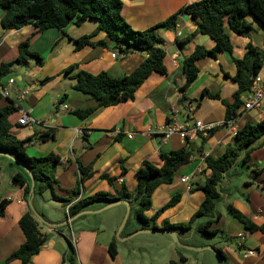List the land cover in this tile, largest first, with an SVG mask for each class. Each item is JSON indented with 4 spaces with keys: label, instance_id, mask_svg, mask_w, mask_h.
I'll return each instance as SVG.
<instances>
[{
    "label": "crops",
    "instance_id": "crops-1",
    "mask_svg": "<svg viewBox=\"0 0 264 264\" xmlns=\"http://www.w3.org/2000/svg\"><path fill=\"white\" fill-rule=\"evenodd\" d=\"M119 1L121 17L128 26L134 31H144L164 22L187 4L199 0ZM247 22L251 23L252 29L245 37L230 34L233 57L236 59L244 56L248 43L264 51V28L251 18H248ZM95 27V22L91 20L80 26L70 23L63 29L65 37L56 29H48L32 36L35 30L32 24L12 31H4L0 26V65L12 64L9 73L0 78V89L9 93L7 98L0 95V108L12 105L18 109L16 114L8 118L11 132L17 139L23 140L32 136L44 138L42 141L37 137L27 146L25 153L28 157L42 158L53 154L59 159V163L52 168V175L56 180V197L67 199L70 192L77 187L80 178L78 164L83 167L90 166L93 176L79 184L80 195L73 203L96 193L114 195L122 185L129 196L115 201L119 203L114 205L111 203L115 202H96L80 212L86 214L79 217L77 215L80 213L77 217L69 216L67 212L71 204L63 207L51 194L50 199L45 198L47 191L39 194L37 182L32 184L30 172L17 162L15 154L0 150V202L7 201L3 215H0V264H19L5 261L24 241L18 221L26 213L32 214L40 233L45 237L41 250L30 259L29 264H147L148 262H143L137 255L146 254L148 250L151 251L150 254L153 253L148 255L151 258L149 264L169 259L172 262L175 258L185 263L186 258L180 255L169 233H152V229L142 228L136 219L125 231L130 216L134 215L137 208L133 193L137 184L136 173L141 163L146 160L159 166V152L168 154L183 147L189 148V163L176 171L171 185L159 186L153 192L151 208L145 213L147 218L152 217L171 199L174 192H177L175 194H180L179 202L161 213L155 225L159 228L164 221L169 224H185L198 211L204 200L203 192L196 190L202 185L199 176L205 179L210 176L203 158L221 156L228 147L235 145V133L243 128L245 123L253 125L263 116L264 109L247 113L238 111L234 131L218 128L207 138L196 137L188 142L181 140L177 135L170 137L166 142L162 140V129L174 115L178 121L183 122H223L226 116L225 107L219 100L210 99L202 92L206 90L210 94H217L221 100L232 104L233 94L237 90V86L229 79L236 74L231 57L218 53L215 60L206 58L198 61L197 78L183 94L179 92L185 81L182 60L190 55L195 46L208 50L214 47L211 39L197 34L190 43L177 48L175 39L186 38L197 29L189 17L180 14L175 31H158L163 40L161 48L165 52L166 74L162 76L152 73L135 91L131 100L107 108H96L85 119L77 118L72 111L85 110L96 106V103L90 96L73 90L74 81L71 76L76 71L66 73L67 68L76 65L78 70L91 75L105 72L112 78H120L129 75L146 56L139 52L121 55L114 49L113 44H108L107 48L85 46L76 51L72 41L90 34ZM28 38L29 50L41 58L40 63L35 62L33 66L30 64L32 60L26 63L16 62L18 45ZM103 38L104 34L99 33L91 42ZM112 54L117 57L112 58ZM20 65L27 68L31 66V69L22 72L21 69L14 68ZM258 75L264 79V60ZM48 78L49 81L41 82ZM10 79L14 81L12 85L8 84ZM16 80L20 83L16 84ZM16 89L26 91L24 100H18L14 92ZM246 97L247 95L243 96L244 99ZM183 98L185 102L180 105L179 101ZM194 101L196 106L192 105ZM188 104L195 108L189 114L186 109ZM63 106H66V109H63ZM21 111L31 119L28 125H18ZM244 155L245 150L239 153L233 166L223 174L217 185L219 198L215 201L213 211L207 216L196 218L193 222L194 230L198 231L199 225L207 220L214 221L211 229H218L223 235L232 234L236 246L241 247L240 251L236 249L237 253L228 247L224 248L234 264H264V235L259 232L249 233L232 217H225L218 208V203L223 202L228 213L229 208H233L257 226L264 223V136L252 146L249 160L241 163ZM17 173H21L30 182L27 195L14 180ZM100 175L113 178V186L110 187L105 180L100 179ZM244 177L253 180H244ZM181 178L190 180L185 184L181 183ZM239 181L242 182L238 183ZM180 184L184 186L183 190L176 188L181 186ZM240 185H243L244 195L238 191ZM32 209L37 214H34ZM35 216L53 227L44 225ZM67 222L66 226L58 227ZM192 230L191 225L189 230L174 231L178 240L188 246V234ZM139 235L144 236V239H140L136 246L128 245ZM239 235L243 237L241 242ZM145 239L152 244L143 242ZM112 241L116 248L114 258L108 254V246ZM70 247L74 251L71 261ZM198 248L205 253L208 249L207 246ZM214 251L223 254L225 259L221 258V263L227 260L222 248ZM249 251L253 255H247Z\"/></svg>",
    "mask_w": 264,
    "mask_h": 264
},
{
    "label": "trees",
    "instance_id": "trees-1",
    "mask_svg": "<svg viewBox=\"0 0 264 264\" xmlns=\"http://www.w3.org/2000/svg\"><path fill=\"white\" fill-rule=\"evenodd\" d=\"M0 12V26L4 31L19 30L25 25L32 24L35 29L32 36L48 29H56L66 37L63 29L67 25L72 23L75 26H80L91 20L96 24L95 29L90 34L72 41L75 44L76 51L85 46L107 48L108 44H113L114 49L121 55L126 56L134 52L146 55L129 75L120 78H112L105 72L91 75L78 70L76 65L67 68L66 73L76 71L71 76L74 81L73 90L90 96L96 103L94 107L72 111V114L79 119H85L96 108H107L133 99L135 91L142 86L152 73L162 76L166 74L165 52L161 48L163 40L158 35V31H175L177 18L180 14L189 17L195 23L197 29L195 33L186 38L175 39L174 43L177 48H182L190 43L197 34L211 39L214 42V47L208 50L202 46H195L190 55L182 60V73L185 81L179 88V92L183 94L197 78L196 63L198 61L206 58L215 60L218 53L229 55L236 67V74L229 78L237 86V90L233 94V103L227 104L220 99L219 95L210 94L206 90L202 92L208 98L221 102L226 111L225 119L237 114L243 107L245 100L243 96L250 91L253 80L259 74L264 60V51L250 43L246 45L245 54L241 59L234 58L233 45L230 39V34L245 37L251 31L252 27L251 23L247 22L248 18L264 28V0H199L187 4L164 22L144 31H134L128 26L121 17V2L119 0H0ZM99 33H103L104 38L94 43L91 42ZM29 42L30 38L18 45L17 63H26L29 60H35L37 64L40 63V56L29 50ZM11 66V63L0 65V78L9 73ZM225 76L228 77V75ZM46 81H49V78L41 82ZM184 102L185 99L183 98L179 101V104L183 105ZM17 112L18 109L12 105L0 108V150L11 151L15 154L17 162L26 168L34 181L37 182V192L39 194L50 191L53 198L60 202L63 207L71 204L67 212L69 216H76L93 203H110L129 196L125 186L122 185L118 191H115L114 195L96 193L73 203L80 195L79 184L93 176L90 166L83 167L78 164L80 178L77 187L70 192V197L67 199L56 197L54 194L56 180L52 175V168L59 163V159L53 154L43 158H31L26 155L27 146L34 142L38 136L23 140L17 139L11 132V125L8 122L9 116ZM216 130L218 129H215L210 136ZM262 136H264V113L257 123L253 125L245 123L243 128L235 133V145L228 147L221 156L203 158L205 168L210 172V176L196 190L203 192L204 200L198 211L185 224H169L164 221L159 228L155 225V221L161 213L174 207L179 202L180 196L178 194L172 196L152 217L147 218L145 213L151 208V195L153 192L159 186L172 184L176 171L189 163L191 151L188 147H183L168 154L159 152V166L146 160L143 161L136 173L137 184L133 193L134 200L137 202V208L134 212L135 219L144 229L189 230L196 218L207 216L213 211L215 201L219 198L217 185L223 174L236 162L239 153L245 150L241 163H246L249 160L252 146ZM38 138L44 141V138L40 136ZM99 178L105 180L110 187L113 186V178L107 175H100ZM14 180L27 195L30 186L29 180L21 173H17ZM6 205L7 201L0 202L1 216ZM229 216L241 224L249 233L259 232L264 235V223L257 226L233 208H229ZM213 223L214 221H205L199 225L198 231L205 235L219 233L218 229H211ZM18 227L22 232L24 241L17 250L7 257L5 262L29 264L30 259L41 250L45 243V237L40 233L38 224L31 213L21 216ZM236 249L240 251L241 247L236 246ZM73 254L74 251L70 247V261ZM108 254L111 258L116 255L113 241L108 246ZM220 255L222 259H225L221 252Z\"/></svg>",
    "mask_w": 264,
    "mask_h": 264
},
{
    "label": "built area",
    "instance_id": "built-area-1",
    "mask_svg": "<svg viewBox=\"0 0 264 264\" xmlns=\"http://www.w3.org/2000/svg\"><path fill=\"white\" fill-rule=\"evenodd\" d=\"M112 58H116V54L111 55ZM13 80H9L8 84L12 85ZM18 97L19 101L25 99L27 93L24 89H16L14 90ZM0 95L4 98H7L9 93L5 89H0ZM247 97L244 100L243 107L239 110L242 113H247L251 111L259 112L264 109V79H262L259 75H257L252 83L250 91L246 94ZM66 109V106L62 107ZM187 113H191L195 108L192 105L186 106ZM176 114V113H175ZM21 117L18 119V125L25 126L28 125L31 119L24 112H20ZM174 115V118L170 120L162 129L161 135L162 140L166 142L170 137L177 135L181 140L188 141L195 139L196 137L207 138L210 134L218 128H225L230 131L235 130L236 125V114L231 115L230 118L225 119L221 123H204L201 121L193 120L192 122L188 121H178ZM131 138V136H128ZM190 179L181 178V183L188 184ZM187 189L190 190V187L187 186ZM242 236L239 235L238 239L241 242ZM239 242V243H240ZM247 255H253L252 252H247Z\"/></svg>",
    "mask_w": 264,
    "mask_h": 264
},
{
    "label": "rangeland",
    "instance_id": "rangeland-1",
    "mask_svg": "<svg viewBox=\"0 0 264 264\" xmlns=\"http://www.w3.org/2000/svg\"><path fill=\"white\" fill-rule=\"evenodd\" d=\"M30 64L32 66L35 65V60H32L30 62ZM14 68L21 69L22 72H27L29 69H31V66H30V68H27L25 65H20V66H14ZM16 81H17L16 84L20 83V81H18V80H16ZM192 105L196 106L195 101L192 102ZM261 111H263V110H261ZM199 177H200V181H201L200 184H203L205 178L201 177V176H199ZM244 180H250L251 181L253 179L244 177ZM241 182L242 181H239L238 183H241ZM178 183H179V180H178ZM255 184H256V182H254V185H253L254 187H255ZM193 185H195V183H193ZM242 186L243 185H240L238 187V191H239V193L241 195H244V191H243ZM183 187L184 186L181 185V186H178L176 188L177 189L180 188V190H183ZM175 193H177V192H174V195H176ZM50 194H51L50 191H47L45 193L44 197L45 198L47 197V199H50V197H51ZM245 195H246V193H245ZM218 208L222 211V214L225 217L230 219V216H229V213L227 212L226 206H223V202L218 203ZM58 209H59V207H58ZM32 211H33L34 214H37V212L34 209H32ZM60 213L62 214V211H60ZM134 221H136V220L134 218V215L132 214L130 216L129 220H128V223H127L125 231H127L129 229L130 225H132ZM214 224L215 223H213V225ZM192 226H193V230L191 232H189V234H188V239H187L188 240L187 244H189L188 246L184 245L183 243H181V241H179V243L181 245L179 247L177 245V243L175 242V245L178 247L177 249H178L180 255H183L186 258V262L185 263H181L178 258H175V260L173 259L172 262H175L176 264H219L217 256L215 255V253L212 250H216V249H221L222 248V250L225 252L224 248L228 247L232 251L237 253L235 239L232 237V234L231 235H226V234L223 235L220 232V233H218L219 235H217V234L216 235H204V234L198 232L197 230H194L195 229L194 228L195 223H193ZM230 228H231V226H230ZM140 239H144V236H142V235L136 236L135 238H133L132 242L130 244H128V245L136 246L137 242ZM143 242H147L146 239ZM147 244H152V243L149 241V242H147ZM194 246H196V247H194ZM203 246H207V248H208L206 253L203 252L204 250H201V251L198 250L199 249L198 247H203ZM150 252L151 251L148 250L146 254L140 253V254L137 255V257L139 259L142 258L143 262H146V263L148 262L147 264H149L151 258L148 255H152L153 254V253L150 254ZM225 256L227 257V260L222 262L221 264H234L232 262V259L230 258V255L228 253L225 252ZM172 262L169 259V261H167V260H159L156 263L157 264H170Z\"/></svg>",
    "mask_w": 264,
    "mask_h": 264
},
{
    "label": "water",
    "instance_id": "water-1",
    "mask_svg": "<svg viewBox=\"0 0 264 264\" xmlns=\"http://www.w3.org/2000/svg\"><path fill=\"white\" fill-rule=\"evenodd\" d=\"M33 182H34V180L32 179V184H33ZM33 191V185H32V187H31V192ZM121 203H124V204H126V202H124V201H120ZM117 203H119V202H115V203H111V205H114V204H117ZM84 214H86V212H82V213H80L79 215H77L78 217L79 216H81V215H84ZM76 216V217H77ZM37 219H39V217H37V216H35ZM44 225H46V226H48V227H53V225H49V224H47V223H44V221L43 220H41V219H39ZM126 221V218L124 219V222ZM68 224V222L67 223H64L63 225H60V226H58V227H61V226H65V225H67ZM139 232H146V231H139ZM150 232H152V233H169L172 237H173V240H174V242H176L177 243V245L180 247L181 245H180V243H179V240H178V238H177V236H176V231H174V230H171V229H166V230H164V229H155V230H151ZM213 252L215 253V255L217 256V259H218V263L219 264H221V256H220V254L218 253V251H214L213 250Z\"/></svg>",
    "mask_w": 264,
    "mask_h": 264
}]
</instances>
